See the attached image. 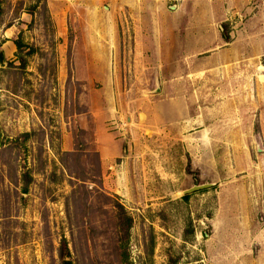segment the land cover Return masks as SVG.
I'll return each instance as SVG.
<instances>
[{"label":"rangeland","instance_id":"1","mask_svg":"<svg viewBox=\"0 0 264 264\" xmlns=\"http://www.w3.org/2000/svg\"><path fill=\"white\" fill-rule=\"evenodd\" d=\"M1 1L0 264H211L213 225L264 227V0Z\"/></svg>","mask_w":264,"mask_h":264},{"label":"crops","instance_id":"2","mask_svg":"<svg viewBox=\"0 0 264 264\" xmlns=\"http://www.w3.org/2000/svg\"><path fill=\"white\" fill-rule=\"evenodd\" d=\"M238 188H239L238 192L241 194L239 198L242 209L243 206L244 208H248L249 203L251 205H257L260 207L261 205L260 202H258V199L263 200V205H264V197L262 198L256 195L254 197L248 196L245 187H238ZM244 212L240 214V217L242 218L241 220H243L244 218V214H245ZM222 223H218L215 224V226L214 225L212 226L214 230L211 238L214 239L215 237L216 238L219 237L218 238L219 242L217 243V247H216V251L218 252L216 253L218 257L217 261L216 262L214 261L211 264H236L234 263L235 257L239 255H243V253L247 257L248 252L250 248L253 247V245H261L262 247V243H264V227L261 228L260 230L257 229L256 227H252L249 220H246L245 222H241V227L236 229L235 227L228 228L227 222L224 223V225H222ZM236 234H239L241 236L240 239H236L234 237L236 236ZM222 240L224 242H222ZM227 241L229 243H226ZM243 249L245 251H243Z\"/></svg>","mask_w":264,"mask_h":264},{"label":"trees","instance_id":"3","mask_svg":"<svg viewBox=\"0 0 264 264\" xmlns=\"http://www.w3.org/2000/svg\"><path fill=\"white\" fill-rule=\"evenodd\" d=\"M2 3L3 2L0 0V5ZM34 8H36V4H35ZM1 13H2V9L0 8V15H1ZM2 59H3L2 53L0 52V61H3ZM22 137L27 139L28 137H30V134H23ZM73 156H77V158H78V155H76L75 152H66V154H64L62 158L73 157ZM64 168H66V167L64 166ZM22 180L24 182L23 191L26 192L27 186L31 183L32 178L28 174L24 173L22 175ZM75 194H76V191L73 189L72 190V197ZM112 209H113V216L112 217L115 220L116 228H118L122 234L121 242H122V240L126 242V240L128 239V234H129L131 225H132V218L126 213L123 206L121 204H119L118 202L113 201ZM58 255L60 258V264H71V262L69 260H67V258H69V251H68V248H67L64 241L61 242L60 248L58 250ZM123 256H124V261H126L127 260L126 254H123Z\"/></svg>","mask_w":264,"mask_h":264},{"label":"water","instance_id":"4","mask_svg":"<svg viewBox=\"0 0 264 264\" xmlns=\"http://www.w3.org/2000/svg\"><path fill=\"white\" fill-rule=\"evenodd\" d=\"M212 185L213 184H208V183H203V184H199V185H192L187 190H184L182 192H179L176 195H178V196L188 195V194H191L193 192H198V191L207 189V188L211 187Z\"/></svg>","mask_w":264,"mask_h":264}]
</instances>
